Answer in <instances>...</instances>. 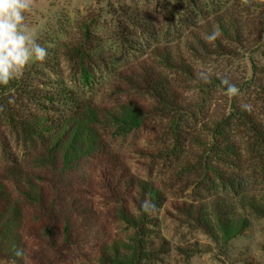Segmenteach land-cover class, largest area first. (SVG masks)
<instances>
[{
  "label": "rangeland",
  "instance_id": "obj_1",
  "mask_svg": "<svg viewBox=\"0 0 264 264\" xmlns=\"http://www.w3.org/2000/svg\"><path fill=\"white\" fill-rule=\"evenodd\" d=\"M119 11L143 15L154 31L121 32ZM216 19L235 21L242 39L219 33L223 52L187 51L191 33L218 31ZM26 23L48 57L19 79L32 90H61L80 106L113 110L132 100L144 107L138 128L111 126L104 134L124 168L166 198L137 235L122 220L126 204L104 172L107 165L120 170L121 163L95 157L67 171L41 167L36 150L0 123V179L8 180L21 210L1 230L0 264H264V217L249 209L256 196L264 201V175L248 124L264 127V0H32ZM85 42L93 59L87 77L68 57L70 47ZM144 64L179 88L177 113L157 112L141 90L123 83ZM17 166L36 175L50 216L9 183ZM219 173L230 175L235 188L223 185ZM214 211L233 228L246 221L245 229L224 241ZM16 248L24 250L23 259L15 257Z\"/></svg>",
  "mask_w": 264,
  "mask_h": 264
},
{
  "label": "trees",
  "instance_id": "obj_2",
  "mask_svg": "<svg viewBox=\"0 0 264 264\" xmlns=\"http://www.w3.org/2000/svg\"><path fill=\"white\" fill-rule=\"evenodd\" d=\"M119 13L121 15L117 27L121 32L131 30V33L136 32L146 36L145 34L149 35L154 31V27L148 24L143 15H128L125 11H119ZM213 22L225 40L229 39L238 43L237 40L242 39V30L235 21L223 22L216 19ZM205 31L209 36V31ZM191 34V41L186 43L187 51H194L196 54L206 56L224 51L222 39L216 38L209 41L208 36L199 31ZM85 45L86 42L70 47L68 57L76 70L81 71L83 76L87 77L89 76L87 69L90 68L87 64L88 62L92 63L93 59H91L92 55L87 53L88 49ZM161 57L163 62H167L166 64L172 63L173 58L169 54H163ZM182 58L183 56L180 57V59ZM130 73L133 76L128 77L126 73L123 83L133 89L141 90L148 96L153 102L152 105L150 104L152 109L168 113H177L181 109L183 98L179 88L168 77L154 69L152 65H140ZM211 83L219 84L215 79H212ZM23 84L22 79H17L7 87H0V107L3 109L0 110V123H4L11 132L19 134L17 136L23 143L36 150L37 162L41 167L53 168L55 171L57 169L67 171L72 169L74 164H77L82 158L95 157L116 164L121 163L120 170L112 168L111 165H105L104 172L112 174L110 185L115 198L119 203L126 204V208L120 214L122 220L130 225L135 234L141 235L145 226L150 225L148 220L151 215L158 211L165 202L166 196L158 188L134 177L124 168V161H121L115 153L113 155L104 131L111 126L138 128L144 120L142 114L144 107L132 100L113 110L90 103L80 106L76 102L67 101L65 93L61 90L56 89L52 92L32 90L31 86ZM54 113L58 115H54ZM251 121L252 119L248 124H251L253 132V145L258 153V164L264 175V127ZM18 166L9 171L11 176L9 183L21 190V195L25 199L31 200L50 216L51 213L47 212L48 209L43 207L46 203V196L36 189V175L29 174ZM217 177L226 187L235 188L230 175L224 176L219 173ZM4 181L8 180L0 179V233L3 228L8 227L12 220L11 217H15L17 213H20L21 216V210L18 211L17 206L12 202L14 194L9 192ZM145 201L155 205L151 212H145L142 208L141 205ZM128 206L131 207L135 215L130 214ZM249 209L255 215L264 217L262 197L253 198ZM213 215L216 217L215 229L224 241L241 233L247 224L242 220V225L233 228L232 221L227 220L226 223H223L217 211H214ZM65 229H67V225ZM47 231L50 235L49 231L51 232V230L47 229Z\"/></svg>",
  "mask_w": 264,
  "mask_h": 264
},
{
  "label": "clouds",
  "instance_id": "obj_3",
  "mask_svg": "<svg viewBox=\"0 0 264 264\" xmlns=\"http://www.w3.org/2000/svg\"><path fill=\"white\" fill-rule=\"evenodd\" d=\"M245 2L251 4V0ZM31 7L32 0H0V87L9 86L21 78L30 65L43 64L48 57V50L37 42L26 23V13ZM218 36L219 32L214 30L207 38L213 41ZM141 206L145 212L155 208L149 201ZM14 255L23 259L25 253L16 248Z\"/></svg>",
  "mask_w": 264,
  "mask_h": 264
}]
</instances>
